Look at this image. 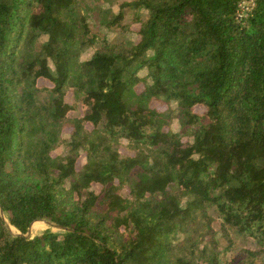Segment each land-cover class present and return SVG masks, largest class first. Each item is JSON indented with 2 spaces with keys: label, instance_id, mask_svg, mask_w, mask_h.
I'll list each match as a JSON object with an SVG mask.
<instances>
[{
  "label": "trees",
  "instance_id": "obj_1",
  "mask_svg": "<svg viewBox=\"0 0 264 264\" xmlns=\"http://www.w3.org/2000/svg\"><path fill=\"white\" fill-rule=\"evenodd\" d=\"M0 210V264H264V0H0Z\"/></svg>",
  "mask_w": 264,
  "mask_h": 264
},
{
  "label": "rangeland",
  "instance_id": "obj_2",
  "mask_svg": "<svg viewBox=\"0 0 264 264\" xmlns=\"http://www.w3.org/2000/svg\"><path fill=\"white\" fill-rule=\"evenodd\" d=\"M104 6H107V8L110 7L111 10H113L114 12L117 10V7H116L115 3H113L111 5H110V3H105ZM249 6H250V2H246V3L242 4V7H241L242 8V12H245L246 10H248ZM90 23L92 24V27H94L96 30H99L100 32H102V34H105L106 37L109 40H111V39H113L115 37V33L114 32L109 31L105 27L98 25L99 24L98 20H95L93 17L90 18ZM127 37L129 39H131L133 37V35L129 34ZM93 50H94V47L85 49L80 54V59L85 60V59L90 58V56L93 53ZM154 105L157 106L160 109L165 108V106L163 104H159L157 102H154ZM174 106H175L174 103H172L170 105L171 108H174ZM199 109L201 110V108H199ZM170 129L172 131H174V132L179 131L180 125H179V122H178L177 119H173L171 121ZM63 134H64L65 137L68 136V128L65 129ZM67 150H68L67 146H61V147L57 148L54 151V153L55 154H60V155H65L67 153ZM0 216L4 219L6 224H8V220H7L6 214L3 213L1 210H0ZM9 229L13 233H18V231L14 227H12L10 225H9ZM45 230H50L52 232H60V229L58 227H56L55 225L51 224L50 222H47V221H44V220H40L39 222L32 223L30 225V227L27 229V232L25 233V235L28 236V237H33L35 235H38V234L42 233ZM248 245H250V244H248ZM235 253H236L235 250H232V251L228 252L226 254V258L225 259L228 260V261L231 260L234 257Z\"/></svg>",
  "mask_w": 264,
  "mask_h": 264
},
{
  "label": "built area",
  "instance_id": "obj_3",
  "mask_svg": "<svg viewBox=\"0 0 264 264\" xmlns=\"http://www.w3.org/2000/svg\"><path fill=\"white\" fill-rule=\"evenodd\" d=\"M241 6H242V4H241ZM242 15V8H241V11H240V14H239V16H241Z\"/></svg>",
  "mask_w": 264,
  "mask_h": 264
}]
</instances>
